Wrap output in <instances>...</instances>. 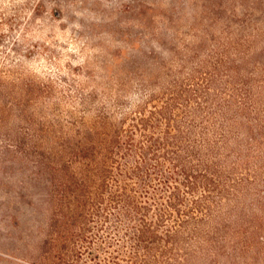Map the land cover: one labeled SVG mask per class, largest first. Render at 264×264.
<instances>
[{
	"label": "trees",
	"instance_id": "trees-1",
	"mask_svg": "<svg viewBox=\"0 0 264 264\" xmlns=\"http://www.w3.org/2000/svg\"><path fill=\"white\" fill-rule=\"evenodd\" d=\"M199 8L154 75L30 110L34 264H264V0Z\"/></svg>",
	"mask_w": 264,
	"mask_h": 264
},
{
	"label": "rangeland",
	"instance_id": "rangeland-1",
	"mask_svg": "<svg viewBox=\"0 0 264 264\" xmlns=\"http://www.w3.org/2000/svg\"><path fill=\"white\" fill-rule=\"evenodd\" d=\"M202 1L0 0V264H34L35 197L44 191L34 161L46 149L33 143L30 110L80 115L78 98L114 95L119 81L154 75L177 35L196 33ZM124 93L138 95L128 83Z\"/></svg>",
	"mask_w": 264,
	"mask_h": 264
}]
</instances>
